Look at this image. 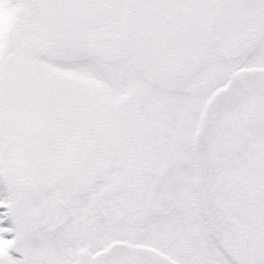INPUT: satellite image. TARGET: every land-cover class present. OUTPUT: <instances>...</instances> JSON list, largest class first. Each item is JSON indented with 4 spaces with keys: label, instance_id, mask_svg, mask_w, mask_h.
Returning <instances> with one entry per match:
<instances>
[{
    "label": "snow or ice",
    "instance_id": "6c2138e0",
    "mask_svg": "<svg viewBox=\"0 0 264 264\" xmlns=\"http://www.w3.org/2000/svg\"><path fill=\"white\" fill-rule=\"evenodd\" d=\"M0 264H264V0H0Z\"/></svg>",
    "mask_w": 264,
    "mask_h": 264
}]
</instances>
